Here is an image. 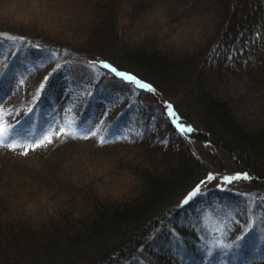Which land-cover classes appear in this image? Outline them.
<instances>
[{"label": "trees", "instance_id": "trees-1", "mask_svg": "<svg viewBox=\"0 0 264 264\" xmlns=\"http://www.w3.org/2000/svg\"><path fill=\"white\" fill-rule=\"evenodd\" d=\"M44 1L40 5L53 10L50 15L54 24L50 28L21 22L19 27L23 29L17 31L10 28L12 25L7 28L10 21L5 20L0 23V39L23 41L32 51L84 56L101 67L103 61L110 62L117 72L150 85L154 91L148 89L146 96L161 95L157 82L182 86L192 107L200 108L218 125L215 143L234 159L237 168L222 176V182L220 178L211 182L213 171L202 167L183 145L176 146L170 139L166 145L150 143L153 135L147 131L124 143L152 146L129 159L124 168L119 167V161L102 172H91L81 162L70 163L62 171L66 150L56 149L57 145L44 153L55 161L53 164L42 160L32 170L20 166L24 169L21 172L1 163L0 264H196V260L207 264H264V233L258 230L264 228V220L256 221L255 216L253 223L251 214L239 217L244 208L249 212L258 201L246 200L238 189L246 183L260 188L253 190L254 195L264 191V10L260 0H253L255 9L245 15L247 21H239L241 17L236 16L242 15L241 0H146L147 6L142 9L162 11L170 31L172 24L179 22L182 26L187 19L198 28L194 38L183 37L179 43L170 41V34L159 36L154 21L143 34L127 42L118 27L123 0ZM4 3L0 2V8ZM150 28L149 34L146 31ZM237 28H245V35L234 46L233 58L226 66L229 68L221 67V61L214 70L210 62L215 59L216 47L228 45L231 49V33ZM108 46L121 50L128 65L144 71L150 80L137 69H119L109 59L96 61L94 58L102 57ZM207 65L212 72L208 75L203 71ZM110 75L122 82L126 93L134 84L117 74ZM171 89L169 84L161 92L167 107L171 105L180 122L191 127L190 136L214 144L213 138L205 137L206 132L187 121L177 102L166 96ZM244 173L248 179L225 183V177ZM212 199H219L226 210L225 219L228 210L237 207L238 215L234 212L231 220L221 223L222 228L230 229L226 237L211 222L193 217L192 208L199 204L209 210ZM184 216L190 222L179 223ZM241 236L245 239L237 243ZM252 238L259 241L257 254L245 249ZM218 247L225 253L237 251L238 258L213 256Z\"/></svg>", "mask_w": 264, "mask_h": 264}, {"label": "rangeland", "instance_id": "rangeland-1", "mask_svg": "<svg viewBox=\"0 0 264 264\" xmlns=\"http://www.w3.org/2000/svg\"><path fill=\"white\" fill-rule=\"evenodd\" d=\"M66 1L70 2L72 0ZM145 1L123 0L122 2V9L118 17V27L121 31V36L127 42L132 37H135L136 34H143L145 29L150 27L152 21H154L153 27H157L155 32L159 36L170 34L169 40L174 43H179L183 37H187V39L194 38L192 37L193 32L198 28L193 25L192 21L187 19L182 26L178 24L179 22L172 24L169 27L172 29L170 31L168 29L169 22H166L162 11L159 13L151 11L152 13H149L142 9L147 6ZM260 1L259 4L264 10V0ZM0 2H5L3 7L0 8V20H2L0 23L9 20L10 23L8 21L9 25L6 26L7 28L12 25L10 28L22 31L23 27H19V25H23L21 22H25L26 25H35L37 22L39 29L40 25L44 28H50L54 24L50 15L53 10L40 5L45 3L44 0H0ZM240 4L239 10L242 15L237 14L236 16L241 17L239 21H247L249 18L245 15L250 13V9H255V2L253 0H241ZM158 5H161V2ZM14 23H17V25ZM35 29L37 28L35 27ZM244 30L245 28L243 31L237 28L236 31L234 30L231 33L230 40L233 46L231 49L228 45L220 46V48L216 47L215 59L210 62L214 70H216L215 68H217L218 64H221V61H224V65L221 67L229 68L226 66L233 58L231 54L234 51L235 44L244 37ZM146 32L150 34L152 32L151 28L149 32ZM235 34L236 36L238 34L237 38ZM110 47L108 46L107 51L101 54L102 57L97 55L94 59L96 61L109 59L119 69L125 68L128 71L137 69V73L150 80L144 71H140L136 66L128 65L130 62L125 60L121 50L118 51L114 47ZM63 55L52 54L44 49L43 51H32L30 45L23 41L0 39V75L3 76V79L0 80V108L5 112H11V115H7L4 120H0V129H4V126L7 125L9 130H13L18 134L17 139L23 143L26 140L22 138L32 139L39 137L44 133H50L52 129L59 131L60 128H68L71 130L70 124L75 121V125L85 130L90 129L96 135H89L86 139H73L70 136L65 137L63 135L57 137L52 132L53 142L36 148L32 152L29 150L28 153H33L30 156L23 154V148H17L15 151L12 150L14 153H10L5 151L10 148L0 147V164L3 163L7 167L15 166L21 172L24 169L20 166L23 165L24 168L28 167L32 170L33 167L40 166L42 160L47 164H53L52 162L55 161L44 153L53 145H57L56 149L66 150L62 155H65V163L62 165L64 168L60 170L63 171L69 167L70 163L82 162L83 166H86L89 171L102 172L113 162L118 164L120 161L119 167L124 168L130 161L129 159H134L137 154L149 150V147H152L150 143L158 141L166 145L170 139L171 143L176 144V146L177 144L183 145L185 152H191V155L200 160L202 167L213 171L215 177L211 179V182H216L219 178L222 182V176H227V174L236 170L237 164H235L234 159L224 153L215 143L219 133L217 131L218 125L209 119V115H204L200 108L192 107L190 96L187 94L184 96L180 89L183 88L182 86H177L170 82L161 85L156 81L158 92H163L170 84L172 87L171 93L167 92V95L164 94L170 96L174 102H177V109L187 117V121L193 123L202 133L203 131L206 132L207 134H204L205 137L213 138L214 144H208L206 141L197 139L198 136H190V133L182 132L177 122H174L175 118L168 114L166 98L162 96L161 92L159 96L156 94L146 96L145 93H147L148 89L137 87L134 81L126 79L134 83L128 93H126L121 86L122 82L118 79L116 80L110 74H117L119 77H121V73L125 76L129 75L124 72L113 71L114 67L110 62L103 61L101 67L96 63L89 62V59L84 56ZM105 64L108 67H104ZM55 66L56 70L54 73ZM199 67L201 68V65ZM206 67L207 70L203 69L204 73L207 75L212 73L209 71V66L207 65ZM50 74H53L54 77ZM212 75L219 76L220 74L213 72ZM45 83H48L46 88L44 86ZM141 83L146 84L144 81ZM136 88L140 92H137ZM180 121L178 119V123L184 125ZM186 127L188 126L186 125ZM170 129H174L176 132H171ZM146 131L153 135L150 143H148L149 145L147 144L148 146L141 147L124 144L133 136H144ZM4 134L7 135L8 133L5 132ZM101 136L106 139L103 144L98 139ZM238 187L243 198L253 202L255 200L258 201L255 204V208L251 211L247 212V208H244V212L242 211V215L239 217L242 218L251 214L250 217L253 223H255L253 221L255 216L256 221H263L264 191L260 193L261 195H254L253 190L258 188L255 185L243 183L238 185ZM212 200L213 203L210 204L209 210L199 204L192 208L193 217L202 218L203 222L205 220L207 224L211 222L210 225L226 237L230 229L229 227L222 228L221 223L223 221L226 222L227 219L231 220L230 216L234 215V212L238 215V212H236L237 207L234 206V209H232L228 206L231 209L228 210V217L225 219L226 210L219 204V199ZM186 219V216L182 217L179 223L186 224L190 222ZM198 228L202 229V223ZM258 230L264 233V228H258ZM258 242L256 238H252L248 241L245 249L249 248L251 252L257 254V251H259L256 246ZM167 243L170 244L169 242ZM165 249L169 248L166 247ZM215 254L219 255L221 259H225L226 254L235 261L238 258L237 251L225 253L223 247H218L213 256ZM203 262L196 260L194 263H208L207 261Z\"/></svg>", "mask_w": 264, "mask_h": 264}, {"label": "snow or ice", "instance_id": "snow-or-ice-1", "mask_svg": "<svg viewBox=\"0 0 264 264\" xmlns=\"http://www.w3.org/2000/svg\"><path fill=\"white\" fill-rule=\"evenodd\" d=\"M104 67H108L107 64L104 65ZM115 71V69H113ZM121 76L128 79L129 81H134L136 83L137 87H142L145 89L153 90L151 89L150 85L143 84L140 81L136 80L133 76H125L123 73H121ZM3 79V76L0 75V80ZM168 114L175 118L174 122H177L178 127L182 132H192L193 130L191 127H185L184 125H181L178 123V117L175 116L174 111L172 110L171 105H168ZM7 115H11V112H5L2 108H0V120H4ZM71 130L68 128H60L59 131H56L55 129H52L50 133H44L39 137H35L32 139H25L26 142H20V140L17 139V133H15L13 130H9L8 126L5 125L4 129H0V147H8L11 150L15 151L17 148H23V154L27 155L29 150H35L36 148H40L42 146H45L46 144H51L53 142V135L51 134L54 132V134L58 137L60 135H63L65 137H71L73 139H86L89 137V135H96L95 132H92L90 129L85 130L81 128L78 125H75V121H72L70 124ZM7 132L8 134L5 135L4 133ZM100 143H105L106 139L105 137L101 136L98 138ZM247 173H244L242 175H237L235 177H225L224 180L226 183H230L233 179H248ZM211 179V177H210ZM199 191V189H197ZM187 202V201H186ZM245 239V236H241L238 238L237 243L240 241H243Z\"/></svg>", "mask_w": 264, "mask_h": 264}]
</instances>
